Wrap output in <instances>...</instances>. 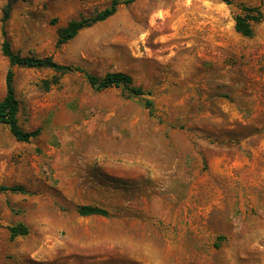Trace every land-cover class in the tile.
Masks as SVG:
<instances>
[{
    "label": "rangeland",
    "instance_id": "1",
    "mask_svg": "<svg viewBox=\"0 0 264 264\" xmlns=\"http://www.w3.org/2000/svg\"><path fill=\"white\" fill-rule=\"evenodd\" d=\"M111 1L13 4L14 52L127 73L145 93L14 68L18 124L39 134L0 123V186L27 191L0 193V264H264V0H134L57 43ZM242 6L262 13L252 37L234 28ZM8 67L0 51V100Z\"/></svg>",
    "mask_w": 264,
    "mask_h": 264
},
{
    "label": "trees",
    "instance_id": "2",
    "mask_svg": "<svg viewBox=\"0 0 264 264\" xmlns=\"http://www.w3.org/2000/svg\"><path fill=\"white\" fill-rule=\"evenodd\" d=\"M19 0H9L2 9L1 16V54L8 60V70L5 76V95L0 100V123L8 126L12 136L21 142H28L30 139L36 137L39 134V130L24 131L17 121V100L15 97V90L13 86L14 81V68L21 67L27 69H47L60 75L81 71L78 67L63 65L55 62L51 57H35V56H21L12 50L11 43L9 41L6 23L10 18L13 4ZM134 0H112L109 6L103 10L97 12L95 15L82 18L79 20H71L65 27H62L58 31V44L67 43L74 38L77 33L90 27L97 22H102L115 14L119 6L128 5ZM226 4H231L232 0H220ZM242 13L236 15L234 19V28L239 34L252 37L253 36V24L262 20V13L259 7L242 6ZM90 87L95 91H101L110 87L125 88L131 95L139 96L143 95L145 91L140 86L133 85L132 77L123 72H107L102 76H96L94 74L84 72ZM57 83L56 80H43L41 86L44 89H49L52 84ZM145 106L149 108L152 113V102L145 100ZM13 192V193H26V189L20 185H1L0 193ZM77 212L81 216L89 215H101L106 216L107 212L104 209L93 207L89 205L79 206ZM11 237H17L27 234V229L24 225L18 224L9 228Z\"/></svg>",
    "mask_w": 264,
    "mask_h": 264
}]
</instances>
